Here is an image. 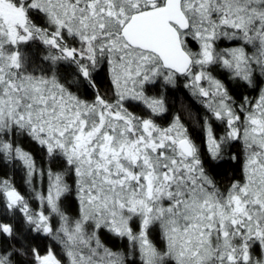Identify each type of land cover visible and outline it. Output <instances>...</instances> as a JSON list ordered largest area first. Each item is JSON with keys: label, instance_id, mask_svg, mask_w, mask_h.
I'll return each mask as SVG.
<instances>
[{"label": "snow or ice", "instance_id": "obj_1", "mask_svg": "<svg viewBox=\"0 0 264 264\" xmlns=\"http://www.w3.org/2000/svg\"><path fill=\"white\" fill-rule=\"evenodd\" d=\"M221 75L264 79V0H0V164L28 187L0 177V264H264V87L237 102ZM181 78L204 150L179 115L157 122L149 91ZM234 143L241 178L222 189Z\"/></svg>", "mask_w": 264, "mask_h": 264}, {"label": "trees", "instance_id": "obj_2", "mask_svg": "<svg viewBox=\"0 0 264 264\" xmlns=\"http://www.w3.org/2000/svg\"><path fill=\"white\" fill-rule=\"evenodd\" d=\"M193 47L195 46L193 45ZM32 51H37L35 46L32 47ZM220 78L224 79L225 82L228 83L229 89L232 91V95L236 98L237 102H239V100L245 95L253 99V97L259 91L262 81L261 80L258 82L255 88H249L234 81L229 82L226 78V75H221ZM97 79L98 83L100 84L101 91L105 92L107 90L110 92V84L108 82L106 72H101ZM165 95L167 108L165 117L169 118L174 115H179L182 118V121L188 127L193 139L201 146L202 150H204V136L199 127V122L204 115V110L201 105L191 95L190 91L184 87L181 80L178 81L175 87L167 88ZM26 147L30 149L37 161L39 160L44 165H47L45 154L37 145L29 140H26ZM231 154H236L239 159L231 160ZM225 159L227 162L222 164L219 168L215 169L214 172L211 173L213 178L217 181L218 185L222 189L227 188L232 181L241 178V164L243 160L242 145L240 143H234L233 147L231 148V152L226 154ZM5 175L11 177L14 180L16 186L21 188L23 183L21 180L23 177V170L21 173H19L17 168L14 169L11 165L5 167L4 165L0 164V177ZM76 210V205L73 200L72 206L69 208V214H75ZM0 218H3L4 221L7 222L6 218L2 215V212H0ZM101 239L108 247L112 248L113 250H126L128 248V241L126 238H119L109 233L102 232ZM45 241H37V243H40L42 251H45L43 249L45 246ZM8 243H10V241H8ZM21 243H25L22 238Z\"/></svg>", "mask_w": 264, "mask_h": 264}, {"label": "rangeland", "instance_id": "obj_3", "mask_svg": "<svg viewBox=\"0 0 264 264\" xmlns=\"http://www.w3.org/2000/svg\"><path fill=\"white\" fill-rule=\"evenodd\" d=\"M224 46H231V44H230L228 41H225V42H223V44H221V47H224ZM40 54L43 55V53H40ZM180 80L182 81V84L184 85V80H183V78H181ZM260 85H261V87H264V79H262ZM167 88H172V86H168ZM167 88L159 89V86H157L156 89H151V90L149 91V94H150V95H157V94H159V91H163L164 96H165V102H166L165 91H166ZM107 95H108L109 97H111V90H110V92L107 91ZM258 95H259V91H258L257 94L253 97V101L255 100V98H256ZM89 98H91V93L89 94ZM130 110H131V111H134L137 115H141V114H144V113H145V110L143 109V106H142V105H140V106H136V105L130 106ZM172 117H173V116L167 118V117H165V113H164V114H162V115L158 118L157 122L160 123L161 125L166 126L168 123L171 122ZM214 127H215V129H216L217 135H221V134H223L224 126H223L222 124H220L219 122H215ZM23 146L25 147L26 150L30 151V149H29L28 147H26V140L23 141ZM30 152H31V151H30ZM37 163H38V164H41L42 162H40V161L38 160ZM44 166L46 167L47 165H44ZM17 170H18L19 173L22 172V169L17 168ZM20 171H21V172H20ZM21 180H22V182H23V183H22V186H21V188H20V187H19V188L17 187V188H18L22 193L27 194V193H28V187H27V185L24 183V172H23V177L21 178ZM33 206H34V207H37L38 205L34 202V203H33ZM5 218H6V217H5ZM6 221H7V222H10V221L8 220V218H6ZM49 243H50L49 241H47V240L45 241V246H44V248H43L45 251H46L47 246H48ZM51 243H52L53 245H55V242H54V241H52ZM55 251H56L58 254L62 255V253L60 252V248H59V246H55ZM65 264H66V258H65Z\"/></svg>", "mask_w": 264, "mask_h": 264}, {"label": "flooded vegetation", "instance_id": "obj_4", "mask_svg": "<svg viewBox=\"0 0 264 264\" xmlns=\"http://www.w3.org/2000/svg\"><path fill=\"white\" fill-rule=\"evenodd\" d=\"M195 46V45H194ZM105 72H106V70H105Z\"/></svg>", "mask_w": 264, "mask_h": 264}]
</instances>
